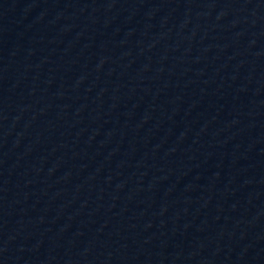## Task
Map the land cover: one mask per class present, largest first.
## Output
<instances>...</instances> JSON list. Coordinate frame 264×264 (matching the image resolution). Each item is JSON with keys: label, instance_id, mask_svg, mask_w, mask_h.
Here are the masks:
<instances>
[{"label": "water", "instance_id": "1", "mask_svg": "<svg viewBox=\"0 0 264 264\" xmlns=\"http://www.w3.org/2000/svg\"><path fill=\"white\" fill-rule=\"evenodd\" d=\"M0 264H264V0H0Z\"/></svg>", "mask_w": 264, "mask_h": 264}]
</instances>
